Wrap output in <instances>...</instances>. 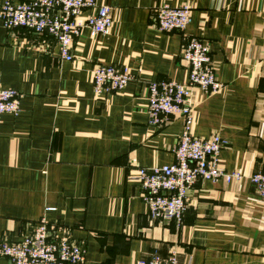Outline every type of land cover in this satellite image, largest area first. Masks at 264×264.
I'll list each match as a JSON object with an SVG mask.
<instances>
[{"label": "crops", "instance_id": "1", "mask_svg": "<svg viewBox=\"0 0 264 264\" xmlns=\"http://www.w3.org/2000/svg\"><path fill=\"white\" fill-rule=\"evenodd\" d=\"M97 3L111 8L110 30L83 27L70 61L53 36L6 30L0 20V84L20 95L17 116L0 114V241L21 239L43 218L85 247L83 264H138L172 251L179 264H264V196L248 179L264 171V0ZM183 3L192 9L186 29L158 31L157 8ZM190 37L209 43L222 84L215 94L193 90L192 133H218L220 163L241 178L197 179L177 223L148 215L134 175L175 161L182 119L150 125L146 85L185 81ZM98 63L126 66L133 80L96 96Z\"/></svg>", "mask_w": 264, "mask_h": 264}, {"label": "built area", "instance_id": "2", "mask_svg": "<svg viewBox=\"0 0 264 264\" xmlns=\"http://www.w3.org/2000/svg\"><path fill=\"white\" fill-rule=\"evenodd\" d=\"M84 10V19L78 15ZM190 4L176 6L162 4L157 8L154 26L158 31H183L191 22ZM0 20L6 30L28 29L53 36L60 58L72 60L71 43L83 27L92 35L106 34L112 25L111 8L97 0H30L0 5ZM181 58L187 74L182 83L173 80L148 82L146 85V112L148 123L163 125L171 116L182 119V132L172 147L175 161L170 165L139 167L134 180L140 188V199L148 215L161 221L180 223L186 209L188 190L201 178L217 182L241 178L238 172L228 173L220 163L219 155L226 141L214 133L201 138L192 133L194 89L215 94L222 88L217 79L210 56L209 43L200 37H190L183 44ZM133 75L126 66L98 63L91 68V83L96 96L111 94L123 89ZM20 112V95L0 84V114L17 116ZM260 196H264V171L248 176ZM61 227L41 218L32 230L17 241H0V258L10 264H83L86 249L65 233ZM138 264H179L176 252L166 257L152 254Z\"/></svg>", "mask_w": 264, "mask_h": 264}]
</instances>
